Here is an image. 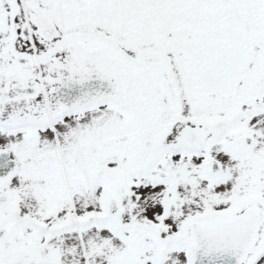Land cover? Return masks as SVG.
I'll return each instance as SVG.
<instances>
[{
    "label": "snow or ice",
    "instance_id": "6c2138e0",
    "mask_svg": "<svg viewBox=\"0 0 264 264\" xmlns=\"http://www.w3.org/2000/svg\"><path fill=\"white\" fill-rule=\"evenodd\" d=\"M0 264H264V0H0Z\"/></svg>",
    "mask_w": 264,
    "mask_h": 264
}]
</instances>
